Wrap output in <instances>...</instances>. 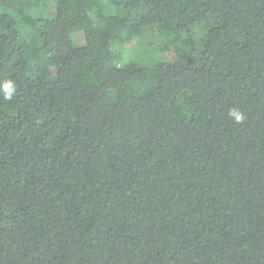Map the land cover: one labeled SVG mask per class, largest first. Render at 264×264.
Segmentation results:
<instances>
[{
  "label": "trees",
  "instance_id": "trees-1",
  "mask_svg": "<svg viewBox=\"0 0 264 264\" xmlns=\"http://www.w3.org/2000/svg\"><path fill=\"white\" fill-rule=\"evenodd\" d=\"M8 79L0 264H264V0H0Z\"/></svg>",
  "mask_w": 264,
  "mask_h": 264
},
{
  "label": "clouds",
  "instance_id": "clouds-1",
  "mask_svg": "<svg viewBox=\"0 0 264 264\" xmlns=\"http://www.w3.org/2000/svg\"><path fill=\"white\" fill-rule=\"evenodd\" d=\"M0 92H2L5 101H11L17 92L16 83L11 79L0 82ZM229 114L235 118L237 123H241L244 120L243 113L238 109L231 110Z\"/></svg>",
  "mask_w": 264,
  "mask_h": 264
},
{
  "label": "rangeland",
  "instance_id": "rangeland-1",
  "mask_svg": "<svg viewBox=\"0 0 264 264\" xmlns=\"http://www.w3.org/2000/svg\"><path fill=\"white\" fill-rule=\"evenodd\" d=\"M126 55H127V57H128V58H129V57H131V58H132V57L134 56V54H133V52H132V51H131V52H127V54H126Z\"/></svg>",
  "mask_w": 264,
  "mask_h": 264
}]
</instances>
